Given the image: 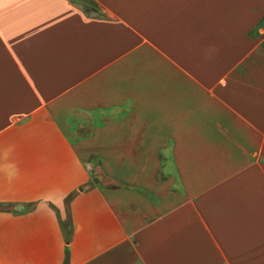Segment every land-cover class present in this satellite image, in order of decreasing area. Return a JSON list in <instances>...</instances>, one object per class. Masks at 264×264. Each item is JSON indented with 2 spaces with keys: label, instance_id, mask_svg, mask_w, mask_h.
Wrapping results in <instances>:
<instances>
[{
  "label": "crops",
  "instance_id": "crops-1",
  "mask_svg": "<svg viewBox=\"0 0 264 264\" xmlns=\"http://www.w3.org/2000/svg\"><path fill=\"white\" fill-rule=\"evenodd\" d=\"M0 203V264H264V0H0Z\"/></svg>",
  "mask_w": 264,
  "mask_h": 264
},
{
  "label": "trees",
  "instance_id": "trees-1",
  "mask_svg": "<svg viewBox=\"0 0 264 264\" xmlns=\"http://www.w3.org/2000/svg\"><path fill=\"white\" fill-rule=\"evenodd\" d=\"M70 198H71V195H69L67 197V199H66L67 206H68ZM0 205L3 206V204H0ZM59 222H60V226H61V228L63 230V234H64L65 242H66V245H65V260H64L63 264H68L69 242H70L71 233H72V223H71V217H70V213H69L68 208H67L66 218L64 220L60 219Z\"/></svg>",
  "mask_w": 264,
  "mask_h": 264
},
{
  "label": "rangeland",
  "instance_id": "rangeland-1",
  "mask_svg": "<svg viewBox=\"0 0 264 264\" xmlns=\"http://www.w3.org/2000/svg\"><path fill=\"white\" fill-rule=\"evenodd\" d=\"M94 180H95V179H94ZM0 204H1V203H0ZM0 207H5V206H4V205H3V206L0 205Z\"/></svg>",
  "mask_w": 264,
  "mask_h": 264
},
{
  "label": "water",
  "instance_id": "water-1",
  "mask_svg": "<svg viewBox=\"0 0 264 264\" xmlns=\"http://www.w3.org/2000/svg\"><path fill=\"white\" fill-rule=\"evenodd\" d=\"M17 208H21V206H17Z\"/></svg>",
  "mask_w": 264,
  "mask_h": 264
}]
</instances>
